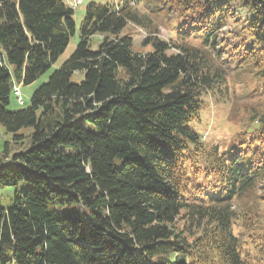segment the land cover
<instances>
[{"label": "trees", "instance_id": "16d2710c", "mask_svg": "<svg viewBox=\"0 0 264 264\" xmlns=\"http://www.w3.org/2000/svg\"><path fill=\"white\" fill-rule=\"evenodd\" d=\"M73 14L0 0V122L15 140L30 128L26 150L0 157V188L24 184L0 204V264H264V0L90 2L71 56L8 110L16 81L66 50ZM241 71L252 127L207 147L191 124Z\"/></svg>", "mask_w": 264, "mask_h": 264}, {"label": "rangeland", "instance_id": "374dc122", "mask_svg": "<svg viewBox=\"0 0 264 264\" xmlns=\"http://www.w3.org/2000/svg\"><path fill=\"white\" fill-rule=\"evenodd\" d=\"M69 1L73 0H65ZM75 1V0H74ZM90 2L98 3H118L119 0H81L78 5L74 6L73 17L76 22V31L66 48V50L59 56L57 61L35 82L25 85L22 82L17 83L21 90V96L24 104H21L14 92L11 95L8 110L17 111L26 108L30 105L33 92L45 81L48 80L50 75L58 69L62 64L71 56L80 41V26L84 20L87 6ZM143 11V6L139 7ZM156 26L160 29V35L163 38H170V26L155 19ZM131 31L134 38V47L138 51L149 50V46H144L142 41L147 36V31L139 26L129 25L126 29ZM100 41L99 35H94L91 38V46L93 49L97 48ZM256 84L253 75L246 72H238L237 75L232 73L227 80V86L223 87L220 91L211 92L207 94L203 101V106L200 111L198 119L194 120L191 124L192 127L199 133L204 145L207 147H214L217 143L226 142L224 147L228 148L236 142V133L247 128L252 127L251 113L249 111L250 105H255L257 97L250 93L251 88ZM19 133L24 134L25 138L15 140L13 133L9 132L5 125L0 122V157L4 156L5 150L8 148L9 156L26 150L30 146V128H23ZM7 145V147H6ZM244 146L238 145L237 149L240 150ZM262 192L264 193V181L261 184ZM24 184L19 185H2L0 188V204L3 206H11L16 192ZM258 190V192H260Z\"/></svg>", "mask_w": 264, "mask_h": 264}, {"label": "built area", "instance_id": "2783aa9c", "mask_svg": "<svg viewBox=\"0 0 264 264\" xmlns=\"http://www.w3.org/2000/svg\"><path fill=\"white\" fill-rule=\"evenodd\" d=\"M14 89H15V93L19 96V100H20V102L23 103V100H22V98H21V96H20V91H19L18 87L15 86Z\"/></svg>", "mask_w": 264, "mask_h": 264}, {"label": "bare ground", "instance_id": "6f19581e", "mask_svg": "<svg viewBox=\"0 0 264 264\" xmlns=\"http://www.w3.org/2000/svg\"><path fill=\"white\" fill-rule=\"evenodd\" d=\"M18 89H19V91H20V96H21V90H20V88H19V86H18ZM17 98H18V100H19V96L17 95ZM21 98H22V96H21ZM22 100H23V98H22ZM20 101V100H19ZM21 103V102H20ZM25 102H24V100H23V103H21V104H24Z\"/></svg>", "mask_w": 264, "mask_h": 264}]
</instances>
